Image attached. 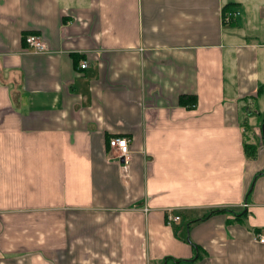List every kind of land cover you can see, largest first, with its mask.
<instances>
[{
  "label": "crops",
  "instance_id": "0c3cea01",
  "mask_svg": "<svg viewBox=\"0 0 264 264\" xmlns=\"http://www.w3.org/2000/svg\"><path fill=\"white\" fill-rule=\"evenodd\" d=\"M262 98L264 0H0V264H264Z\"/></svg>",
  "mask_w": 264,
  "mask_h": 264
},
{
  "label": "built area",
  "instance_id": "2783aa9c",
  "mask_svg": "<svg viewBox=\"0 0 264 264\" xmlns=\"http://www.w3.org/2000/svg\"><path fill=\"white\" fill-rule=\"evenodd\" d=\"M235 12H227L226 18L230 19L233 17ZM25 41L28 45V48L36 52H44L49 49L47 43L42 39V37L35 33H29L25 36ZM83 68L87 66V63L84 62L81 64ZM109 144L112 148L118 149V157L123 158L125 161L128 160L131 154L130 148V139L127 136H115L112 137L109 141ZM181 217L177 214H169L168 221L174 222L178 221ZM255 239L260 243H264V231L258 232L255 234Z\"/></svg>",
  "mask_w": 264,
  "mask_h": 264
},
{
  "label": "rangeland",
  "instance_id": "374dc122",
  "mask_svg": "<svg viewBox=\"0 0 264 264\" xmlns=\"http://www.w3.org/2000/svg\"><path fill=\"white\" fill-rule=\"evenodd\" d=\"M257 102H259V103H263L264 102V98H262V99H260V100H258ZM258 116V120H260L261 122H263L264 121V113H262V114H258L257 115Z\"/></svg>",
  "mask_w": 264,
  "mask_h": 264
},
{
  "label": "trees",
  "instance_id": "16d2710c",
  "mask_svg": "<svg viewBox=\"0 0 264 264\" xmlns=\"http://www.w3.org/2000/svg\"><path fill=\"white\" fill-rule=\"evenodd\" d=\"M182 101H185V100L183 99ZM245 148L248 152H254V149H255L254 146H248V145H246Z\"/></svg>",
  "mask_w": 264,
  "mask_h": 264
}]
</instances>
